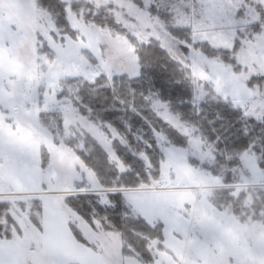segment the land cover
<instances>
[{
	"label": "snow or ice",
	"instance_id": "obj_1",
	"mask_svg": "<svg viewBox=\"0 0 264 264\" xmlns=\"http://www.w3.org/2000/svg\"><path fill=\"white\" fill-rule=\"evenodd\" d=\"M0 264H264V0H0Z\"/></svg>",
	"mask_w": 264,
	"mask_h": 264
}]
</instances>
